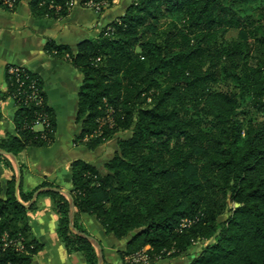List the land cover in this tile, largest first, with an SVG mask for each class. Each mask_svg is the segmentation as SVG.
<instances>
[{
  "label": "trees",
  "instance_id": "1",
  "mask_svg": "<svg viewBox=\"0 0 264 264\" xmlns=\"http://www.w3.org/2000/svg\"><path fill=\"white\" fill-rule=\"evenodd\" d=\"M9 1L14 8L22 0ZM74 1L30 0L31 15L62 20ZM114 1L80 5L101 14ZM0 6L10 10L3 0ZM231 31L236 36L227 38ZM46 51L81 76L76 142L92 152L115 140L105 174L83 161L71 164L77 231L87 235L75 222L83 214L127 240L123 264L142 251L148 262L264 264V0H133L76 54L52 42ZM5 82L0 101L11 99L16 108L15 135L0 137V150L16 158L51 146L55 115L41 79L8 66ZM33 92L39 105L29 100ZM241 100L263 121L241 124ZM38 119L45 121L41 130L34 129ZM123 133L129 136L119 138ZM15 184V176L0 182V264H33L41 246L27 217L35 203L25 204L39 189L57 187L42 183L24 192ZM40 196L54 203L66 252L98 264L94 246L70 232L67 198Z\"/></svg>",
  "mask_w": 264,
  "mask_h": 264
},
{
  "label": "crops",
  "instance_id": "2",
  "mask_svg": "<svg viewBox=\"0 0 264 264\" xmlns=\"http://www.w3.org/2000/svg\"><path fill=\"white\" fill-rule=\"evenodd\" d=\"M80 1H74L66 18L56 21L33 18L30 0H22L14 8L11 5L10 10L0 6V92L5 93L7 89L5 74L8 66L28 70L41 79L47 105L53 110L56 122L55 140L51 146L29 148L16 157L18 167L22 168L20 184L24 192L48 183L62 192L70 193L73 162L83 161L105 174L103 166L115 150L100 158L99 150L89 152L76 142L80 133L75 122L76 98L81 76L65 61L48 54L46 45L52 42L57 46L67 47L72 54H76L78 45L85 40L95 39L100 28L118 17L115 14L123 16L131 1L121 10V0H116L101 15L82 7ZM15 112L11 99L0 101L1 138L15 135ZM64 120L68 124L65 125L67 132L63 128ZM63 132H66L64 136ZM3 157L10 163L7 167L0 161V182L6 183L12 176L17 178V171L14 162L8 156ZM34 203V210L28 212L27 217L33 238L41 249L34 257L33 264H86L82 254H68L59 240L56 233L58 215L52 199L38 196ZM75 222L97 242L102 264H123L119 254L124 251L127 240L119 241L107 235L100 224L87 215H78ZM147 264L186 263L183 258H178L170 262L156 261Z\"/></svg>",
  "mask_w": 264,
  "mask_h": 264
},
{
  "label": "rangeland",
  "instance_id": "3",
  "mask_svg": "<svg viewBox=\"0 0 264 264\" xmlns=\"http://www.w3.org/2000/svg\"><path fill=\"white\" fill-rule=\"evenodd\" d=\"M116 1V0H115ZM129 1H133V0H121V4L119 7L121 10H123L122 8H124V6L129 2ZM88 10H92L94 11L93 9L87 7ZM110 9V8H109ZM109 9H106L105 11L109 10ZM103 11V12H105ZM95 12V11H94ZM97 13V12H95ZM109 13H111L109 11ZM99 14V13H97ZM102 14V13H101ZM100 14V15H101ZM115 16H118L117 18H115V20H118L119 19V15L115 14ZM111 23V22H110ZM109 24V23H108ZM108 24H106L105 26H107ZM104 26V27H105ZM99 32V30H98ZM237 34V32L235 31H231L228 33V35L226 36L227 38H232V37H235ZM98 35V33H97ZM237 119L240 121L241 124H244L246 121H253V122H261L263 121V116L261 114H258L256 112H254L252 109H250L249 107V104H248V101H244V100H241L240 101V105H239V108H238V111H237ZM65 125H68L66 123V120H64V127L65 130L67 132L68 128L65 127ZM67 129V130H66ZM39 130V129H38ZM66 132H63V136L65 135ZM129 136L128 133H123V134H120V136H118L119 138H127ZM115 149V140H112V141H108L102 145H100L99 147H97L95 149L96 150H99L98 151V154H100V158H103L105 156H108V154L112 153V151ZM93 152V151H92ZM97 152V151H96ZM95 156V155H94ZM228 217L227 214L221 216L219 218L220 221H224L226 220ZM183 260H186L185 258H183Z\"/></svg>",
  "mask_w": 264,
  "mask_h": 264
},
{
  "label": "water",
  "instance_id": "4",
  "mask_svg": "<svg viewBox=\"0 0 264 264\" xmlns=\"http://www.w3.org/2000/svg\"><path fill=\"white\" fill-rule=\"evenodd\" d=\"M0 155L2 156H8L15 164L16 166V171H17V178H16V184H15V189L16 191L18 190V187L20 185V170H19V167L17 165V161H16V158L10 154H6L5 152L1 151L0 150ZM47 192H53V193H60L62 195H64L67 200L69 201V206H70V211H69V229H70V232L75 235V236H78V237H81V238H84L86 240H88L93 246L94 248L97 250V256H98V264H102V256H101V251H100V248L97 244V242L90 238L89 236L83 234V233H80L79 231H77L75 228H74V225H73V219H74V206H73V202H72V198L70 196L69 193H66V192H62L56 188H43V189H39L38 191H36L34 194H33V197H32V200L25 205L26 208H28L30 205H32L36 198L38 196H40L42 193H47ZM16 197H17V193H16ZM239 205L238 204H235L234 205V208H238ZM131 236H134V233L131 234Z\"/></svg>",
  "mask_w": 264,
  "mask_h": 264
},
{
  "label": "built area",
  "instance_id": "5",
  "mask_svg": "<svg viewBox=\"0 0 264 264\" xmlns=\"http://www.w3.org/2000/svg\"><path fill=\"white\" fill-rule=\"evenodd\" d=\"M4 4L10 7L12 3L9 0H3ZM87 7L93 9L95 12H98V8L95 5L88 4ZM31 89H34V86L31 87ZM29 100H36V103L39 105L41 103V100H37L36 92H33L32 95L29 97ZM45 121L38 119L34 124L35 130H41L43 124ZM125 263L126 264H147L149 263L147 261V257L144 254V251L136 253L132 256L125 257Z\"/></svg>",
  "mask_w": 264,
  "mask_h": 264
}]
</instances>
